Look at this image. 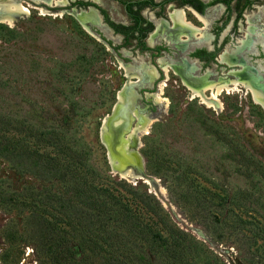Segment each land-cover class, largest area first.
Instances as JSON below:
<instances>
[{
	"label": "rangeland",
	"instance_id": "rangeland-1",
	"mask_svg": "<svg viewBox=\"0 0 264 264\" xmlns=\"http://www.w3.org/2000/svg\"><path fill=\"white\" fill-rule=\"evenodd\" d=\"M40 1L48 0H36V4L29 2L35 9H30L26 17L16 16L18 20L14 26L0 22V143L14 138L31 145L40 132L53 129L63 134L67 143H73L75 149L85 152L88 163L108 177L110 183L122 180L153 196L156 192L141 180L132 181L111 174L105 149L99 141L101 120L110 113L115 93L126 80L117 61L157 68V59L171 64L198 48L234 53L241 46L240 40L247 36V27L252 26L255 29L250 35L252 44L242 55L250 66L264 75V58L257 55L260 51L264 53V0H250L252 5L243 10L235 27L234 10L227 11L223 4L207 8L204 16L206 39H184L186 50L183 54L163 37L149 42V34L145 44L152 49L160 48L158 55L154 50H140L131 41L123 47L122 37L101 25L97 31L118 48L114 51L106 42L87 34L69 15L70 10L49 9ZM125 1L102 0L99 4L111 20L125 25L130 23L120 5ZM162 1L152 0L154 4ZM182 1L143 8L141 15L155 28L159 21L168 22L169 9H181ZM39 8L50 14L61 13V16L40 15ZM228 14L231 15L228 25L216 38L213 33ZM188 19L202 27L191 15ZM214 62L216 65L211 66L210 71L217 77L225 65ZM158 72L163 74L159 69ZM162 80H165L162 97L167 102L155 105L144 99L141 101L140 105L146 108L144 119L149 132L139 137L142 144L138 152L144 159L145 173L156 178L157 187L165 190L164 200L155 198L169 222L185 233L181 237L191 247L187 264H264V239H256V243L249 245L244 239L245 233L250 235L247 231L233 235H229L228 230L220 231L219 218L231 224L236 216L229 213L224 217L215 210L221 204L217 196L225 197L227 191L230 199L224 204L231 207L237 217L263 226L264 112L249 95L240 91L221 93L218 97L221 109L217 110L200 98H192L172 71L162 76ZM144 90L155 93L157 87ZM126 96L127 106L135 105L136 92L129 89ZM146 137L152 141L155 153L170 162L169 167L159 161H151L150 167L146 166L142 154ZM37 143L41 150L49 148L44 142ZM233 150L243 153L250 163L244 164L243 158ZM1 152L0 145V264H50L46 253L39 250L32 214H43L46 223L60 226V217L57 218L50 206L56 205L55 197L63 193V186L57 180H41L18 169ZM246 165L248 171H245ZM258 166L259 172L254 169ZM238 191L258 198L255 211L230 203L232 195ZM186 192L192 196L204 194L211 205L209 214L198 211L193 199H187ZM43 203L47 204L46 212L38 209ZM72 247L76 264H98L99 259L87 250L81 252L76 245ZM138 255H134L137 260ZM147 256L152 259L149 254ZM154 256L158 264H167L161 255ZM127 264L133 263L128 260Z\"/></svg>",
	"mask_w": 264,
	"mask_h": 264
},
{
	"label": "trees",
	"instance_id": "trees-1",
	"mask_svg": "<svg viewBox=\"0 0 264 264\" xmlns=\"http://www.w3.org/2000/svg\"><path fill=\"white\" fill-rule=\"evenodd\" d=\"M168 1L171 0H165L164 3ZM232 1L213 0L205 4L200 0H183V3L193 6L203 14L206 7L217 3L225 4L230 10ZM241 1L235 0L234 8L238 10L235 21L240 19L242 9L250 4L248 0H244L240 7ZM138 4L140 7L149 4L154 6L152 0ZM133 5L131 3L127 5L128 11L132 14L131 27L110 22L116 31L126 36L127 41L132 39L136 32L143 38L153 29L151 22L139 15L138 11L131 9ZM228 19L229 16L223 24ZM109 45L117 51V47ZM136 46L142 51L150 50L145 44ZM37 138L31 145L14 138L5 140L6 142L1 141V155L18 169L41 180H57L63 186V193L55 197L56 205H49L51 210L56 212L57 218L60 217V226L46 223L43 214H32V224L36 226L35 233L38 234L39 250L46 253L50 264H76L73 245H76L79 251L87 250L91 256L98 258V264H127L128 260L133 264H158V261L154 260L155 254L161 255L163 262L167 264H187L191 247L181 237L185 233L169 222L167 214L155 196L146 190L140 191L122 180L108 182V177L101 175L88 163L85 152L75 149L73 143H67L63 134H57L53 129L40 132ZM145 139L142 154L146 166L150 167L151 161H159L169 167L170 162L156 154L152 141L148 137ZM40 141L49 148L41 150L37 143ZM233 153L240 155L244 164L250 163L240 151L233 150ZM245 168V171L249 170L247 165ZM254 169L258 172L260 170L259 166ZM186 193L187 199H193L198 211L209 214L211 205L204 194L192 196L189 192ZM225 193L227 195L225 197L217 196L221 204H218L215 210L219 211L218 215L228 217L231 213L236 218L231 224L219 217V220L215 218L218 220L220 231L228 230L229 235L247 231L250 235L245 233L244 239L249 245L256 243V239H264V224L259 227L251 221L237 217L232 208L224 204L230 199L228 192ZM37 195L40 196L39 193ZM257 200L253 194L238 191L232 195L230 203L236 205L234 207L242 205L248 211H255ZM46 203L41 204L38 209L46 212ZM56 214L53 213L55 217ZM135 254L138 255V260Z\"/></svg>",
	"mask_w": 264,
	"mask_h": 264
},
{
	"label": "flooded vegetation",
	"instance_id": "flooded-vegetation-1",
	"mask_svg": "<svg viewBox=\"0 0 264 264\" xmlns=\"http://www.w3.org/2000/svg\"><path fill=\"white\" fill-rule=\"evenodd\" d=\"M2 1H4V0H0V2H2ZM14 1L21 2L22 4H25L31 10L35 9V7H33L29 2H31L33 4L38 3V2H35L36 0H14ZM53 1L54 0H48L47 2H41L40 1L39 3H41V5L49 8V9L60 8L62 10H70L69 11V15L74 17L76 22L81 26V28L87 34L91 35L92 37H95L99 41L102 40L103 42H106V44L110 48H111V46L109 45L110 43L107 41V39L101 33H99L97 31V29H100L101 25H106L107 28L109 30H111L114 35L121 36L122 39L124 40L123 44H127L128 41H131L132 44H135V45H137V44H145L146 38H147V36L149 34H150L149 35V39H148L149 42L154 41L155 39H158L159 37H163L168 42L172 43L173 47L175 45H178L179 48L186 47V45L182 43V42H184L183 41L184 39L188 40V39L196 38L198 40H204V39H206V35H205L203 30H205V27L207 25L206 19L204 18L205 10L207 8H210V7L215 6L217 4H223V3H217V4H214V5L208 6V7L205 8L204 13L201 14L193 6H191L189 4H184L183 1H182L181 9H172V8L169 9V11L167 13L168 22L159 21L158 23H156L155 28H154V25L152 24L153 25L152 31L147 33V35L145 37L140 38L139 33L136 32L134 34V37L132 39H128V41H127L126 40V36L124 34H122L120 31H116L115 27L110 25V22H112V23H114L116 25H124V24H117V23H115L113 20H111L109 18L108 12L106 10H104L99 4L102 0H64L65 2L63 0H61L62 1V5L50 4V2H53ZM142 1H150V0H126L123 3L122 2L120 3L121 7L123 8V11H124L125 15L127 16V18L129 19V22H130L129 24H125L124 26L131 27L133 25L132 24V14L127 9V5L129 3L134 4L131 7V9L133 11H138L139 15H141V10L143 8L159 7V6H162V5H168V4L173 2V0H171V1H168V2L164 3L165 0H163L162 3H159V4H154L152 2V4L154 6L149 4V5L145 6V7L144 6L140 7V4H138V3L142 2ZM200 1H202L205 4H208L209 2H211L213 0H209V1L200 0ZM248 1L250 2V4L245 6L242 9L241 14H242L243 10L247 9L249 6L252 5V2L250 0H248ZM243 3H244V0H243ZM223 5L227 9V6L225 4H223ZM234 5H235V0H233L230 3V10L227 9V11L230 12L231 10H234L236 12V14H235V18H236L238 10L234 8ZM88 7H90L91 9H89ZM240 7H242L241 4H240ZM39 11H40V15H49V16H55V17H60L61 16V13H56V14L46 13L45 9H43V8H39ZM43 11L45 12V14H44ZM182 12L184 13V15L187 14L185 16V21H186L185 23H188V24L180 22V23L175 25V21H173L174 19L172 18V15L173 14L175 15L176 13H177L176 15H181ZM90 14H92V15H90ZM241 14H240V16H241ZM75 15H77V16H75ZM188 15H191L197 22H199L202 25V27H198V26L194 25L191 21H189ZM228 16H229V19H230L231 15L228 14L227 17ZM227 17H226V19H227ZM235 18H234V21H233L234 27L236 26V23L239 20L238 19L237 21H235ZM198 19H200V20H198ZM229 19H228V21L225 24H223L225 22V20L222 22V25L219 27L221 29L218 32V34H217V31H218L219 28H217L215 30V32L213 34H214V36L216 38H218L219 35L222 34V32L225 31V28L227 27V25L229 23ZM240 19H241V17H240ZM83 22H90L94 26H91L90 27L91 30H89L88 28H86V26H85V24ZM1 23H3V22H1ZM93 23H95V24H93ZM6 25H8V24H6ZM184 25H186V26H184ZM172 26H173V28H172ZM188 26H192L194 29L192 27H188ZM174 27H176V28H174ZM189 29H191V30H189ZM246 30H247V33H246L247 36H244V38L240 40L241 46H239L237 48V50L234 51V53H226L224 50L219 52L218 50H208V49H204V48H198V49H195V50H190V52L187 53L186 57H182L181 58V59H184V58L187 59L189 61L188 64H183V63L176 64L177 62H180L181 59H179L177 61H174L171 64L164 63V62L160 61L159 59H157V62H156V63H158L157 64L158 65L157 68L163 73L162 75L158 72V69L155 66H153V65L140 64L137 67H133V66H130L129 64H127V65H129V66H126V68H128V70H129V74H132V75L136 74L135 76L138 77V79H139V83H137V84L132 81L134 84H131V86H136V85L137 86H142L143 85V89L138 91V93L141 94L142 97H140V95L136 93L137 98H136V102H135L134 107H138V102L140 101L139 104H141V101L143 99L146 102H153L151 100H148L146 95H147V93H149V94H154V93L144 90L145 87H147V89H152L154 86H156L157 87V91L155 93L159 92L160 85L163 82H165V80H162V76H166V75L168 76V72L172 71V73L178 77L181 85L189 92V94L191 96H192V92H191L192 90L190 89V86L194 87V88H198L199 90H203V89L206 88V90H203L204 93L205 94L207 93L206 95L211 97V94L213 93L214 90H216V88L218 86H224V85L227 84L230 87V90H227L225 88V89H223L222 93L223 92L240 91L244 95H249L251 100H252V102L256 106H259L261 108V110L264 112V110H263L264 109V103H263L264 101H263V98L260 96L261 94L258 95L259 93L256 92V94L258 95V98H262V99H260V102H257L256 100L254 101L255 98H254V94L253 93L255 92V90H253L252 88L250 89V86L247 84V82H244L243 80H240V79L238 80L237 78L233 77V75H232L233 72L234 73H238L240 75L242 74L243 77L246 76V74L247 75L249 74L251 76L257 77L258 79L261 78V80H262L261 82L264 84V75H262L258 69L250 66L249 63L247 62V60L242 55V52L245 49H248L250 47V44H252L250 35H253L255 33V29L252 26L247 27ZM152 34H153V36H152ZM193 34H194V36H193ZM96 36H99V37H96ZM262 37H264V33L262 34ZM150 50H154L155 54H157V55L160 52V48H158V47H156L154 49L150 48ZM175 50H176V48H175ZM185 50H186V48H185ZM176 51L178 52V50H176ZM262 51H264V50L262 49ZM178 53H180V52H178ZM183 53H180V54H183ZM255 53H256V51H255ZM257 55L260 58H264V53L261 52V51L258 52ZM155 58H157V57H155ZM219 58H221V59H219ZM214 61H216L217 63H222V64L225 65V68L223 69V72H221L220 73L221 75H218L217 77H214L212 75V72L210 71L211 70V66L216 65ZM118 62H121V61H117V65H118ZM162 64H164V65H162ZM120 65H121V67L118 66L119 69L122 71L121 68H124L125 74H126V76H128L127 72H126V69H125V66H123L121 63H120ZM149 67L152 68V69H155L156 72H157V76L155 77L154 81H151L149 76L147 75L148 74L147 71H148ZM165 67H168V71L167 72L165 70ZM137 69H138V71H137ZM199 70H200V73L198 72ZM140 74L143 76L141 79L139 77ZM122 75H123V73H122ZM189 76H190V78H188ZM123 77H124V75H123ZM126 80H125V82H126ZM128 81H129V76H128V80H127L126 84L128 83ZM232 82H236V83L233 84ZM214 84H215L216 87L215 86L211 87ZM131 86H129L128 89ZM239 86H240L241 89L243 88V86H245V89L247 90V93H245L244 91L240 90ZM207 87H209V88H207ZM130 90H132V89H130ZM144 91L147 92L145 94V97L142 94V92H144ZM207 91H209V92H207ZM192 98H193V96H192ZM140 106H139V108H140ZM141 107H143V106H141ZM127 108H130V107H127ZM139 117H140V119L142 118V122L141 123H143L144 115L143 114H139Z\"/></svg>",
	"mask_w": 264,
	"mask_h": 264
},
{
	"label": "water",
	"instance_id": "water-1",
	"mask_svg": "<svg viewBox=\"0 0 264 264\" xmlns=\"http://www.w3.org/2000/svg\"><path fill=\"white\" fill-rule=\"evenodd\" d=\"M88 8L91 9L90 7H88ZM84 24H85L86 28H88L89 30H91L90 29L91 26H94L90 22H85ZM174 48H176V50H178V52H180V53H183L185 51V47L179 48L178 45H175ZM120 63L125 67L129 66L125 63L118 62L119 67H121ZM181 63L188 64L189 61L184 58V59H181V61L177 62L176 64H181ZM130 66H132V65H130ZM133 67H137V66H133ZM121 69H122V73H123L124 77L127 80H128V76H130L131 80L133 82H135L136 84L139 83V79L135 75L130 74V75L126 76L124 68H121ZM232 75H233V77L237 78L238 80L240 79V80H243L244 82H247V84L250 86V88H252L256 92L261 94V97L264 100V84L261 82L262 81L261 78L258 79L257 77L251 76L249 74L248 75L246 74V76L243 77L242 74L240 75V74L234 73V72L232 73ZM127 80H126V82H127ZM126 82H124L122 87L116 91L115 102L111 107L110 113L105 115L101 120V125H100L99 133H98L99 141L105 149L106 161H107V164L109 165L111 174L119 175L121 177L122 173L128 172L129 178L123 177V179H130L132 181L141 180V181H143V183L148 185L149 188H152L151 185H154V181H156V178H154L150 175H147L145 173L144 159L142 158V156L138 152V149L141 147V144H142L139 137L147 135L149 131L143 135H141L138 131L134 132L131 135L132 136L131 142H129V144L126 143L127 144V148H126L127 152L131 153V152L136 151L139 154V156L141 157L142 162H143L142 168H140L138 166L135 167L131 163H127L126 165L119 167L117 165V162L115 159V156L117 155V152L115 151L116 145L123 144V140H126L127 137L130 136L132 129H134L138 124H140L142 122V118L140 119V117H138L136 114H134V112L137 110L136 112H138V114L146 115V108L141 107L140 104L138 105V107H134V105H133L130 108H119L118 95L122 94V92L127 88ZM129 89H132L137 94H139L138 91L143 89V86H137V85L131 86ZM239 89L244 91L245 93H247L245 86H243L242 89L239 86ZM146 93L147 92H145V91L142 92L144 97H145ZM139 95H140V97H142L141 94H139ZM139 106H140V108H139ZM105 118H106V120L104 122ZM118 119H121L122 122H120L117 125H114V122ZM104 131H107L109 134H111V136H113V138L109 139V141H106V138L103 136ZM133 139H134V141L137 140L140 145L136 146V144H134V142H133ZM154 195L157 196L159 199L164 200V197L161 196V194H157L155 192ZM199 235H201V234H199Z\"/></svg>",
	"mask_w": 264,
	"mask_h": 264
},
{
	"label": "bare ground",
	"instance_id": "bare-ground-1",
	"mask_svg": "<svg viewBox=\"0 0 264 264\" xmlns=\"http://www.w3.org/2000/svg\"><path fill=\"white\" fill-rule=\"evenodd\" d=\"M64 1V0H63ZM65 2V1H64ZM50 4H54V5H62V1L61 0H54L53 2H50ZM184 10V9H183ZM176 12V11H175ZM187 12V11H186ZM30 14V9L29 7H24L23 4L21 2H17V1H14V0H4L2 2H0V22H3V23H6L8 24L9 26H14L15 22L18 20L16 16H20V17H26ZM177 14V13H176ZM172 15V18L174 19L173 21H175V25L182 22V23H185V16L187 15H184V13L182 12L181 15ZM80 15V14H79ZM92 15V14H90ZM170 15V14H169ZM77 16V15H75ZM93 17V16H92ZM86 18V17H85ZM89 20V19H88ZM200 20V19H198ZM93 22V21H92ZM85 23V22H83ZM95 24V23H93ZM185 24H188V23H185ZM162 26V25H161ZM186 26V25H184ZM181 27V26H180ZM188 27H192V26H188ZM160 28V27H159ZM162 28V27H161ZM167 28V27H166ZM173 28V26H172ZM176 28V27H174ZM187 28V27H186ZM193 28V27H192ZM194 29V28H193ZM160 30V29H159ZM191 30V29H189ZM197 30V29H196ZM166 31V30H165ZM179 31V30H178ZM198 31V30H197ZM200 31V30H199ZM204 31V30H203ZM158 32V31H157ZM162 33V32H161ZM181 33V32H180ZM196 33V32H195ZM165 34V33H164ZM178 34V33H177ZM200 35V34H199ZM153 36V34H152ZM168 36V35H167ZM194 36V34H193ZM169 37V36H168ZM181 37V36H180ZM188 37V36H187ZM201 37V36H200ZM178 38V37H177ZM189 38V37H188ZM192 38V37H191ZM170 39V38H169ZM180 39V38H179ZM172 41V40H171ZM222 57V56H221ZM221 59V58H219ZM162 63V62H161ZM164 65V64H162ZM171 66V65H170ZM169 66V67H170ZM178 67V66H177ZM179 68V67H178ZM126 72H127V75H130L129 74V70L128 68H126ZM172 69V68H171ZM165 70L166 72L168 71V67H165ZM134 71V70H133ZM138 71V69H137ZM135 72V71H134ZM142 72V71H141ZM148 76L150 78L151 81H154L155 80V77L157 76V72L155 69H152L149 67L148 69ZM193 73V72H192ZM166 74V73H165ZM136 75V74H135ZM167 76V75H166ZM188 76V75H187ZM140 79L143 77L141 74H140ZM138 78V77H137ZM190 78V76L188 77ZM184 80V79H183ZM208 81V80H207ZM233 81V80H232ZM237 81V80H236ZM157 82V81H156ZM199 83V82H198ZM233 84L236 83V82H232ZM231 83V84H232ZM131 84H133L132 80H131V77L129 76V81L127 83V89H125L122 94H119L118 95V98H119V108H127L129 106H127V96H126V91L128 89L129 86H131ZM144 84V83H143ZM164 84L165 82H163L161 85H160V90L159 92L157 93H154V94H149L147 93V99L148 100H151L154 102V104L156 105H160V104H164L167 102V100H164L163 97H162V94H163V87H164ZM200 84V83H199ZM243 84V83H242ZM155 85V84H154ZM188 85V84H187ZM201 85V84H200ZM218 85V84H217ZM237 85V84H236ZM143 86V85H142ZM215 86L212 85L211 87ZM210 87V88H211ZM216 87V86H215ZM236 87V86H235ZM209 88V87H207ZM227 89V90H230V87L226 84L224 86H218L216 88V90L213 91V93L211 94V97H209L208 95H206L204 93L203 90H206L203 89V90H199L198 88H194V87H191L190 86V89L192 90V96L194 98H201V100L203 101V103L207 104L209 107H214L215 109L219 110L221 109V102L220 100L218 99L219 95L222 93L223 89ZM189 89V88H188ZM213 89V88H212ZM251 89V88H250ZM132 91V90H131ZM209 92V91H207ZM212 92V91H211ZM258 93V92H257ZM254 94V101L256 100L257 102H260V99L262 98H258V95L260 94H256V91L253 93ZM261 96V95H260ZM262 101V100H261ZM264 101V100H263ZM264 103V102H263ZM127 106V107H126ZM137 111V110H136ZM134 112V114H136L138 117H139V114L138 112ZM106 118L104 119V122H105ZM120 122H122L121 119H118L114 122V125H117L119 124ZM146 119H144L143 123H140L138 124L134 129H132V132L130 134V136L127 137L126 140H123V144H119V145H116V149L115 151L117 152V155L115 156V159H116V162H117V165L120 167L126 165L127 163H131L133 166L135 167H140L142 168L143 166V162H142V159L141 157L139 156V154L135 151V152H127L126 151V148H127V144H129V142H131L132 140V134L136 131H138L140 134L144 133L146 134L148 132V129H149V125H146ZM103 136L106 138V141H109V139H112L113 136H111V134H109L107 131H104L103 133ZM133 142L134 144H136V146H139L140 144L138 143L137 140L134 141L133 139ZM122 177H125V178H129V174L128 172H125V173H122L121 175ZM149 179V178H148ZM157 179L156 181H154V188L152 186V190H155L157 192V194H161L163 197H165V190L163 187H157L159 186L158 183H157Z\"/></svg>",
	"mask_w": 264,
	"mask_h": 264
}]
</instances>
